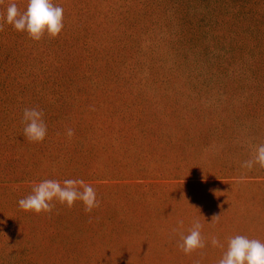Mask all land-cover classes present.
<instances>
[{
	"label": "rangeland",
	"instance_id": "374dc122",
	"mask_svg": "<svg viewBox=\"0 0 264 264\" xmlns=\"http://www.w3.org/2000/svg\"><path fill=\"white\" fill-rule=\"evenodd\" d=\"M52 2L56 38L0 31V264H218L230 237L264 242V168L242 167L264 144V0ZM45 179H83L100 206L21 210Z\"/></svg>",
	"mask_w": 264,
	"mask_h": 264
},
{
	"label": "clouds",
	"instance_id": "9594fccd",
	"mask_svg": "<svg viewBox=\"0 0 264 264\" xmlns=\"http://www.w3.org/2000/svg\"><path fill=\"white\" fill-rule=\"evenodd\" d=\"M4 0H0L3 4ZM64 9L54 5L52 0H27L24 11H21L14 0H10L5 11L0 14V31L4 25H10L18 32H26L30 39L39 41L45 33L50 38H56L62 31ZM44 113L35 108L23 110L24 136L29 142H42L47 134V125L43 120ZM68 137L74 135L72 129L67 130ZM254 164L264 168V144L259 145L252 159L245 161L242 167L249 170ZM223 182V181H222ZM71 208L76 201H81L84 211L90 213L100 206L95 189L83 179H65L62 183L57 180L45 179L32 187L31 194L18 201L19 208L25 212H51L55 207L53 201ZM220 215H214L212 221H218ZM211 221V222H212ZM182 225L183 221H179ZM202 225L199 221L193 223L187 235L181 234L178 247L185 255H190L197 249L205 247L201 235ZM211 244L224 247L216 237ZM199 264V262H197ZM218 264H264V242L249 239L242 235L230 237L226 250Z\"/></svg>",
	"mask_w": 264,
	"mask_h": 264
}]
</instances>
